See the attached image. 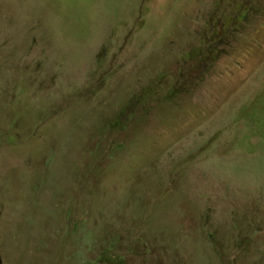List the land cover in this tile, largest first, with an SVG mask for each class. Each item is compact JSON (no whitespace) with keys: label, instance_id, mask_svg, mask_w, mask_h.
Wrapping results in <instances>:
<instances>
[{"label":"rangeland","instance_id":"1","mask_svg":"<svg viewBox=\"0 0 264 264\" xmlns=\"http://www.w3.org/2000/svg\"><path fill=\"white\" fill-rule=\"evenodd\" d=\"M215 1L0 0V264H264V0Z\"/></svg>","mask_w":264,"mask_h":264},{"label":"trees","instance_id":"2","mask_svg":"<svg viewBox=\"0 0 264 264\" xmlns=\"http://www.w3.org/2000/svg\"><path fill=\"white\" fill-rule=\"evenodd\" d=\"M226 2L228 0H216L215 3L213 4L214 8H218L219 5L222 2ZM246 0H240V2H238L237 4L231 6L230 10H231V14H227L224 15L225 18V25L229 24V23H235L237 21L242 20L243 18H245L247 12L250 11V7L245 5ZM257 4V3H256ZM255 4V5H256ZM209 30H212V26H209L208 28ZM212 40L211 36H208L206 38V42L207 43H203L204 45H208L210 46L209 41Z\"/></svg>","mask_w":264,"mask_h":264}]
</instances>
